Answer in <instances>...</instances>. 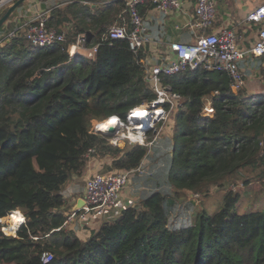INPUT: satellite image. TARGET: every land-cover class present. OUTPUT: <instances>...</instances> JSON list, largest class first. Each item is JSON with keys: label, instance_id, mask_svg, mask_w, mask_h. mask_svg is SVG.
Segmentation results:
<instances>
[{"label": "trees", "instance_id": "trees-1", "mask_svg": "<svg viewBox=\"0 0 264 264\" xmlns=\"http://www.w3.org/2000/svg\"><path fill=\"white\" fill-rule=\"evenodd\" d=\"M53 4L49 15L44 6L46 26L64 32L63 42L31 46L17 30L18 7L0 25V219L16 211L25 218L16 237L0 232V264H264V203L238 208L249 185L264 202V94L234 92L225 72L198 68L164 77L161 85L180 100L153 148L159 178L144 182L134 206L85 239L63 226L64 186L90 159H109L119 173L137 168L145 153L90 133L92 121H125L155 93L145 79V53L105 38L112 25L128 21L126 0H100L94 8L79 0ZM79 35L96 46L93 58L69 55ZM252 61L264 84V55ZM206 98L215 114L201 119ZM212 190L222 191L213 211L186 199ZM43 252L52 259L41 262Z\"/></svg>", "mask_w": 264, "mask_h": 264}, {"label": "built area", "instance_id": "built-area-1", "mask_svg": "<svg viewBox=\"0 0 264 264\" xmlns=\"http://www.w3.org/2000/svg\"><path fill=\"white\" fill-rule=\"evenodd\" d=\"M3 1L9 4L13 0ZM257 2V5L246 16L247 21L260 24L257 39L249 49L245 50L239 46L238 36L232 29L207 32L214 21L215 3L212 0H194L195 17L185 26L193 31H200V33L196 35L193 42L170 44V54L161 58L155 51H147L152 50L151 47L157 50V47L161 46L162 43L153 40L149 35L142 21L139 6L152 5L157 12L167 14L180 10L182 7L181 0H127L130 27L112 25L105 38L126 40L130 51L135 54L140 51L145 53L141 63L145 68V79L150 83L155 98L129 109L125 121H121L117 117L119 126L114 129V134L107 135V133L105 136L112 145L118 146L121 142L127 141L143 146L145 153L139 166L133 170L119 173L97 172L88 177L85 194L82 198L83 205L79 208L73 207L66 213L64 227L71 229L70 226L77 224L81 233L89 235L91 229H98L100 224L117 218L125 208L133 206L134 203L132 202L128 204L121 202V193L133 178L152 175L149 167L153 148L159 145L169 113L176 106V102L180 100L179 94L171 92L168 87L161 85L164 77L203 68L208 71L225 72L234 92L240 88H245L246 79L238 67V63L245 60L249 54L256 57L264 55V0H257ZM46 20L47 17L43 13L33 15L22 22L17 30L24 32L33 47H45L63 42L65 39L64 32L47 27ZM14 35L15 31H12L3 38L9 39ZM85 42L84 36L78 37L76 43L69 47V55L73 56L83 51ZM95 50L96 46L87 56L94 55ZM146 110L151 113L143 116L142 113ZM214 114L212 101L210 98H206L200 113L201 119L211 118ZM143 122H146L148 127L142 129ZM90 133L104 136L92 128ZM89 152L93 151L90 150ZM4 218L0 219V232L8 236L6 232L2 231ZM24 223L25 218L23 216L22 223L13 228L11 236L16 237L17 230ZM52 257V253L43 252L40 260L45 263L50 261Z\"/></svg>", "mask_w": 264, "mask_h": 264}, {"label": "crops", "instance_id": "crops-1", "mask_svg": "<svg viewBox=\"0 0 264 264\" xmlns=\"http://www.w3.org/2000/svg\"><path fill=\"white\" fill-rule=\"evenodd\" d=\"M42 0H26L21 7H18L16 13L17 17L24 19L22 22L27 20L29 17L36 14H45L47 16L46 9L44 6H48V15L53 8V2L56 0H48L46 3H42ZM127 1V0H126ZM215 3V17L212 25L207 29V32H219L222 29H232L238 36L239 46L242 49H249L257 39V34L260 29V24L254 23L252 21H247V14L253 10L257 5V0H212ZM81 2V1H80ZM182 7L180 10L173 11L171 13L162 14L157 12L154 7H149L148 5L139 6V12L142 17V21L147 28V31L151 38L155 41L161 42L162 45L157 47H151L152 50H147L149 52L155 51L157 55L161 58L167 57L170 54L169 45L174 42H193L196 35L200 31H193L189 29L186 24L194 19V0H181ZM85 4L84 2H82ZM87 7V6H86ZM127 12V11H126ZM128 15V21L125 20L124 26L130 27V18ZM17 17H15L17 19ZM15 19V20H16ZM17 19L16 21H18ZM124 20V18H123ZM20 22V23H22ZM115 25V24H114ZM60 28V27H58ZM83 36L79 35L78 37ZM76 38V41L78 39ZM75 41V43H76ZM74 44V43H73ZM72 45V44H71ZM70 45V46H71ZM94 45H88L85 42L83 51L79 54L88 57V53L94 49ZM154 48V49H153ZM92 55L89 58H93ZM255 57L249 54L245 60L240 61L239 68L243 72L246 79V92L248 95L254 97H259V95L264 94V84L262 76L259 74L255 63L252 58ZM119 144L118 146H120ZM124 145V144H123ZM160 145V143H159ZM158 145V146H159ZM121 147V146H120ZM106 168V173H116L110 165L109 159H90L86 171L81 176L72 177L64 186L63 196L65 199V206L67 212H69L73 207H75L77 201L83 198L85 194V185L88 177L94 175L97 172H102ZM155 167L151 164L149 170L152 172ZM155 172V171H154ZM153 174V173H152ZM133 190L128 197L124 193H121V202L123 204H128L129 202H137L138 193L146 188L144 181L140 182L133 178ZM131 185V184H130ZM144 186V187H143ZM133 204V206L135 205ZM66 212V213H67ZM76 225V226H75ZM75 229H72L79 237L85 239L86 236L81 235L79 225L74 224Z\"/></svg>", "mask_w": 264, "mask_h": 264}, {"label": "rangeland", "instance_id": "rangeland-1", "mask_svg": "<svg viewBox=\"0 0 264 264\" xmlns=\"http://www.w3.org/2000/svg\"><path fill=\"white\" fill-rule=\"evenodd\" d=\"M9 5H10V3L9 4L5 3L3 7L8 8ZM17 19H19L20 22H22L24 20V19L21 20V18H19V17H17ZM170 115L172 116L171 118H173V115L171 113H169V116ZM166 121H168V120H166ZM93 122L94 121H92V124H91V127H90V131H91V128H93ZM173 123H174L173 121L169 122V125H168L167 129L165 130V132L168 131L170 133V131H172ZM162 140H161V145H162ZM120 144H121L120 145L121 147L124 146L123 145L124 142H121ZM155 169H156V167H155ZM155 169L152 171V173H153L152 175L144 176V177H142L143 179H139L140 182H143V181L144 182H152L153 181L152 179L159 178V174H155V172H154ZM105 171H107L106 168H104L101 173H106ZM133 183H135V181L134 182L131 181L123 189L122 194L124 193L125 195H128V194H131L132 192H134ZM239 185H241V184H239ZM232 187L237 189V187H235V185H231L229 188L232 189ZM245 189H246L245 190L246 192H242V194H241V201L239 202V207H238L239 211L244 212V211H248V210H254L257 207H261L262 204L264 203L263 199L261 198L262 197V192H257V190H255L250 185L248 187H246ZM221 195H222V191H220V190H212L207 196H200V197H197L196 194L192 195L191 193H188L186 199H187V201L195 202L198 205V207H200V208L204 207V208H206L209 211H213L218 206V201L221 199ZM129 196L130 195H128V197ZM21 214H22V212H21ZM174 215H177L178 217H181L180 209H177ZM10 222H11V224L13 223L14 225H17L18 223L21 222L20 211H18V213H16V212L12 213L11 212V214H9L7 217H5L3 219V223L6 226H9ZM75 226L72 225V226H70V228L71 229H75ZM81 235H84L86 237L88 236V234L86 235V234H83V233H81ZM8 236H11V235H8Z\"/></svg>", "mask_w": 264, "mask_h": 264}, {"label": "bare ground", "instance_id": "bare-ground-1", "mask_svg": "<svg viewBox=\"0 0 264 264\" xmlns=\"http://www.w3.org/2000/svg\"><path fill=\"white\" fill-rule=\"evenodd\" d=\"M4 4H5L4 1H2V5H4ZM144 113H146L148 115L151 112L146 110ZM153 115H155L154 112H153ZM145 123L146 122H143L142 129L145 127H148ZM117 126H119V122L117 120V117L111 116L108 119H105V120H102L100 122L95 123L93 125L92 129L94 131H98L102 134H107V133H109L110 128L116 129ZM140 129H141V127H140ZM16 213H18V211H16ZM20 216L22 217V221H23V216L21 213H20ZM22 221L20 223H22ZM20 223H18L17 225H19ZM17 225H14L13 223L11 224V222H10V225L6 226L4 223H2V231L6 232L8 235H10L13 233V228L16 227Z\"/></svg>", "mask_w": 264, "mask_h": 264}, {"label": "water", "instance_id": "water-1", "mask_svg": "<svg viewBox=\"0 0 264 264\" xmlns=\"http://www.w3.org/2000/svg\"><path fill=\"white\" fill-rule=\"evenodd\" d=\"M24 1H26V0H16L15 2H13V3H11L9 6H8V8H7V10L5 11V13L0 17V25L2 24V23H4L5 21H6V19L12 14V12L21 4V3H23ZM79 1H81V2H84L85 3V5L87 6V7H91V8H94V7H96L97 6V2L98 1H100V0H79ZM2 6V2L0 3V7ZM7 41H9V40H7ZM7 41H5V42H3L2 43V45H4ZM142 115L143 116H146L147 114L146 113H142ZM114 132H115V130H114V128H110L109 129V133L107 134V135H111V134H114ZM104 135H106V134H104ZM83 205V199L82 198H80L78 201H77V203H76V205H75V207L74 208H79V207H81Z\"/></svg>", "mask_w": 264, "mask_h": 264}]
</instances>
